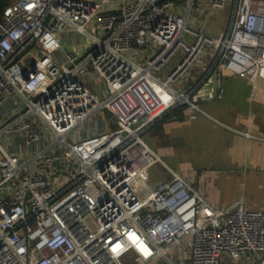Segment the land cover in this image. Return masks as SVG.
<instances>
[{"label": "built area", "instance_id": "obj_1", "mask_svg": "<svg viewBox=\"0 0 264 264\" xmlns=\"http://www.w3.org/2000/svg\"><path fill=\"white\" fill-rule=\"evenodd\" d=\"M193 1L185 14L173 0H12L4 9L0 264H175L169 251L183 243L189 264H221L223 253L264 264V210L242 200L213 208L177 173L146 181L160 158L142 135L175 107L200 111L194 87L173 86L208 47L198 81L220 68L264 78V0H209L210 13L232 7L220 37L188 24ZM70 34L89 41L84 55L61 52L57 37ZM87 75L98 96L80 82ZM100 110L105 120L76 137Z\"/></svg>", "mask_w": 264, "mask_h": 264}, {"label": "crops", "instance_id": "obj_2", "mask_svg": "<svg viewBox=\"0 0 264 264\" xmlns=\"http://www.w3.org/2000/svg\"><path fill=\"white\" fill-rule=\"evenodd\" d=\"M200 1L195 15L189 12L188 24L209 36H222L231 14L230 2L210 13L209 0ZM175 9L184 14L177 6ZM212 51L208 47L199 63L178 82L180 85L173 86L183 92L194 87L190 100L200 111L191 117L183 106L178 110L175 107L143 133V140L160 158L149 168L146 181L154 187L177 173L213 208L227 209L242 200L249 209L264 210V78L252 83L220 68L198 81L199 67L209 60ZM180 256L184 264H189L186 243L169 251L175 264ZM221 264L249 263L243 257L232 259L223 253Z\"/></svg>", "mask_w": 264, "mask_h": 264}, {"label": "rangeland", "instance_id": "obj_3", "mask_svg": "<svg viewBox=\"0 0 264 264\" xmlns=\"http://www.w3.org/2000/svg\"><path fill=\"white\" fill-rule=\"evenodd\" d=\"M90 1H99V0H90ZM173 1H174V5L177 6L178 8H180L183 11V13L185 14L186 8H187L186 0H173ZM185 4H186V6H185ZM200 6H201L200 0H197L196 2L193 1L192 6H191L190 11H189L190 15L194 16L195 10L197 8H200ZM109 7H110V5H107L105 8L109 9ZM57 38H58L60 45L62 47L61 52H63V53L64 52L65 53L75 52L78 56H82L91 47L89 41L83 35H80V34H74V35L70 34L68 37H57ZM185 38L188 41H192V39L189 36H185ZM145 58H146V55L142 58H140V57L136 58V60L144 63ZM173 62L171 61V63L169 65H167L166 70H168L172 66ZM196 63H199V62H196ZM161 78L165 79V76L162 75ZM79 80L82 83V85H84L86 88L91 90L94 94H96L97 96L100 94L98 89H97V86L99 83V80L97 78L90 77L89 75H87V76H81L79 78ZM179 85H180V83L174 84L175 87H177ZM106 117H107V112L105 110H100L99 113L97 115H95L92 122H88L86 124L85 128L88 131H85V129L82 126H80L74 130V134L76 135V137H79V138H82L87 133L91 134L95 130V128H94L95 123H98L99 121L105 120Z\"/></svg>", "mask_w": 264, "mask_h": 264}, {"label": "trees", "instance_id": "obj_4", "mask_svg": "<svg viewBox=\"0 0 264 264\" xmlns=\"http://www.w3.org/2000/svg\"><path fill=\"white\" fill-rule=\"evenodd\" d=\"M11 1L12 0H0V20L3 16L4 9L11 3ZM179 107L181 106H178L176 110L180 109Z\"/></svg>", "mask_w": 264, "mask_h": 264}]
</instances>
